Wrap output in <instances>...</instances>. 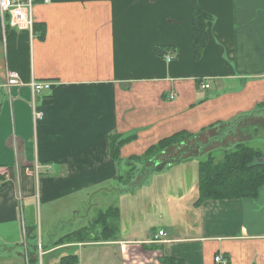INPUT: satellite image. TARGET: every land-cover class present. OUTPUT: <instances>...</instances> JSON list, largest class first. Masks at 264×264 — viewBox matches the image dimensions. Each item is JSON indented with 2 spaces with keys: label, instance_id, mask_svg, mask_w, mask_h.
Here are the masks:
<instances>
[{
  "label": "crops",
  "instance_id": "0c3cea01",
  "mask_svg": "<svg viewBox=\"0 0 264 264\" xmlns=\"http://www.w3.org/2000/svg\"><path fill=\"white\" fill-rule=\"evenodd\" d=\"M194 1L211 16L197 60ZM32 12L31 34L0 37V264H264V184L255 199L198 207L195 183L177 199L165 190L160 213L150 177L123 180L130 156L184 130L216 152L251 146L264 166V0H49ZM32 80L52 84L35 101ZM110 135L133 138L117 160Z\"/></svg>",
  "mask_w": 264,
  "mask_h": 264
},
{
  "label": "trees",
  "instance_id": "16d2710c",
  "mask_svg": "<svg viewBox=\"0 0 264 264\" xmlns=\"http://www.w3.org/2000/svg\"><path fill=\"white\" fill-rule=\"evenodd\" d=\"M192 9V45L195 59H199L201 52L207 43L206 26L211 20V16L201 10L197 6L196 2H193ZM157 55L159 50L157 49ZM261 105L256 107L260 108ZM264 107V103L262 104ZM185 132L175 133L169 137L158 141L155 145H152L149 149H146L145 155H149L155 152H165L167 148L173 145V140L180 137L182 141V135H188ZM109 141V156L114 160L118 159L119 150L126 144L130 143L133 138H120L117 135H110L107 138ZM182 144V142H181ZM203 146V145H202ZM206 145L203 146V148ZM205 160L197 162V185L195 186L198 193L194 206L198 207L206 201H224L233 199H255L258 194V189L264 184V166L260 163L262 155L259 151L251 146H247L243 143H236L230 149H224L220 151L222 154L221 159L214 162V158L210 153ZM140 158H133L138 160ZM169 168L175 161H165ZM185 162V160L180 163ZM155 163V162H154ZM156 164V163H155ZM160 164V163H158ZM157 165V164H156ZM155 168V167H154ZM163 168V166H162ZM165 168V167H164ZM168 168V167H166ZM154 170L151 169V173ZM107 212L100 213L98 216L102 217L106 225V218H108ZM104 230L108 229V225L102 227ZM73 258V257H70ZM161 264H183L181 261L173 259L171 257H164L160 260ZM61 264H68L66 260L61 261Z\"/></svg>",
  "mask_w": 264,
  "mask_h": 264
},
{
  "label": "rangeland",
  "instance_id": "374dc122",
  "mask_svg": "<svg viewBox=\"0 0 264 264\" xmlns=\"http://www.w3.org/2000/svg\"><path fill=\"white\" fill-rule=\"evenodd\" d=\"M183 132H185L184 134L187 133L188 135H185V136L182 135V141H180V137H177L176 139H174L173 145L167 148V151L158 153L156 155H155V152H152L149 155L147 154L145 155L146 153V149H145V151L141 155L145 157L135 160L136 161L135 165L129 164V161L133 160L132 156H130L129 160L126 161V164H128V167L124 169V175H123L125 188L128 190L131 187L130 190H132V188L139 187V185H141L145 179L150 177V181L148 182V186H149L148 190L150 191H146L145 194L148 196H149V193H153L157 195V199L159 200V202L158 201H154V202L151 201V202L152 204L158 202V204L155 207L160 213H163L166 208V203L160 202V200L163 198V194L165 190L168 193H172L174 195V198L177 199L180 194L182 195V193L187 188V186L191 187L192 184L194 183L195 185H197V174H196L197 166L196 165L198 161L205 160L207 156L209 155L208 153L212 155V157L214 158V162L221 159L222 157V154H220V152H216V151H213V149H211V148H214V149L217 148L218 145L214 143L211 144L213 145L212 147H210L211 145H209L203 148L204 144H207L208 137H206L207 135H201V136L196 135L200 132V130L197 133H191L185 130ZM228 142L229 140L225 141L224 144ZM128 143H126L125 145H127ZM150 147L151 146H149L147 149H149ZM258 148L261 149L262 152H264V146H260ZM183 160H185V162H182V163L185 165H182V163H180ZM165 161H168V162L171 161V163L178 161V163L177 164L176 162L173 163V165L169 168V166H167V163ZM151 169L154 170L153 173H151ZM133 178H135L134 179L135 183L132 181ZM143 192L138 193L137 195L139 196L138 199L140 198V195ZM113 215H114L113 210H109L107 212L106 216L109 217L108 218L109 225H111V222L115 221V218L112 217ZM102 219H103L102 217L96 216L95 226H93L92 228H97L98 231L93 233L95 236L94 240H97L99 239V237L102 236L100 233V229L104 225L103 224L104 221H102ZM84 232H87V231H84ZM88 233L89 232H87V234ZM86 236L88 237V235ZM82 237L83 238L85 237L83 233H82Z\"/></svg>",
  "mask_w": 264,
  "mask_h": 264
},
{
  "label": "built area",
  "instance_id": "2783aa9c",
  "mask_svg": "<svg viewBox=\"0 0 264 264\" xmlns=\"http://www.w3.org/2000/svg\"><path fill=\"white\" fill-rule=\"evenodd\" d=\"M48 3L49 0H0V37L3 39V43L6 38V31L13 30L18 33L20 32H33L34 27V16L33 10L36 3ZM19 79L18 75L14 72L7 73L6 76V86L18 85ZM52 84L50 82H40L32 80L29 83V88L31 90L32 99L43 92L49 91ZM202 89L206 90L209 88L208 84H203ZM33 105V121L34 123L42 120V113L36 110V106ZM34 172L36 176L40 173V168L36 165ZM163 233L159 232L158 236H162ZM215 264H226V262L220 257H214Z\"/></svg>",
  "mask_w": 264,
  "mask_h": 264
}]
</instances>
